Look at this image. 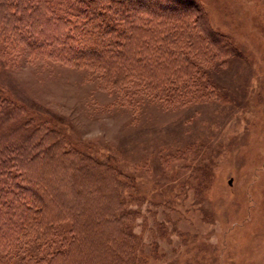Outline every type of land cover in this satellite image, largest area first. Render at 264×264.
Returning <instances> with one entry per match:
<instances>
[{"label": "rangeland", "instance_id": "1", "mask_svg": "<svg viewBox=\"0 0 264 264\" xmlns=\"http://www.w3.org/2000/svg\"><path fill=\"white\" fill-rule=\"evenodd\" d=\"M185 1L218 50L183 102L0 36V157L61 211L3 264H264V0Z\"/></svg>", "mask_w": 264, "mask_h": 264}, {"label": "trees", "instance_id": "2", "mask_svg": "<svg viewBox=\"0 0 264 264\" xmlns=\"http://www.w3.org/2000/svg\"><path fill=\"white\" fill-rule=\"evenodd\" d=\"M0 14V36L8 35L26 55L91 70L105 90L137 81L156 97L180 92L183 102L197 87L193 59L209 61L218 50L196 5L185 0H0ZM3 156L1 264L27 239L45 243L61 213L40 181ZM57 254L20 264H55Z\"/></svg>", "mask_w": 264, "mask_h": 264}, {"label": "water", "instance_id": "3", "mask_svg": "<svg viewBox=\"0 0 264 264\" xmlns=\"http://www.w3.org/2000/svg\"><path fill=\"white\" fill-rule=\"evenodd\" d=\"M229 183H230V181H229Z\"/></svg>", "mask_w": 264, "mask_h": 264}]
</instances>
